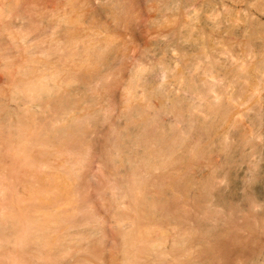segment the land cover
<instances>
[{"label": "bare ground", "instance_id": "1", "mask_svg": "<svg viewBox=\"0 0 264 264\" xmlns=\"http://www.w3.org/2000/svg\"><path fill=\"white\" fill-rule=\"evenodd\" d=\"M0 71V264H264V0H0Z\"/></svg>", "mask_w": 264, "mask_h": 264}, {"label": "rangeland", "instance_id": "2", "mask_svg": "<svg viewBox=\"0 0 264 264\" xmlns=\"http://www.w3.org/2000/svg\"><path fill=\"white\" fill-rule=\"evenodd\" d=\"M2 75H3V77H1ZM6 78L7 77H6L5 73L0 71V88L6 86V83H7V79ZM166 82L170 86L171 89H176L179 86L178 83L176 82L175 78H169V79H167ZM112 90L119 91L120 89H112ZM138 90H139V92H142V89H138ZM108 99L110 101L109 103L112 106V108H111V113H112L111 116H116L121 111L122 107L120 106V104H118L116 102V100H114L113 97H109ZM156 100H157L156 98L152 99V102L156 101ZM106 104H107V102H106ZM96 136H97L96 134H94V133L92 134L93 138H95ZM195 156H196L195 154L194 155L191 154V156H189V161H187L186 163L181 165L179 167L178 171L174 172V175H171V180H176L177 178L181 179L185 175V177H186V178H184V186L185 187L180 188V189H174L171 186H169V187L165 188V191L173 190L175 195L177 196V198H179V200H182L181 203H183L184 200L186 201L185 194L188 191H190V190L193 191L197 187L196 186V179H192L191 175L196 176L197 175V173H196L197 170L203 165L200 164L201 162H196L195 161ZM192 159H194V162H193ZM22 175H21V178H22ZM225 184L226 183H224L223 185L225 186ZM62 203L65 204V201L63 200ZM97 204L98 203L93 202V205H92L94 210H95V212L100 214L101 216H103L106 219L108 224H111V220L109 218H107V216L105 215L104 210L101 208V206L99 204L98 205ZM62 208H67V207L63 206ZM183 209H186L188 212H190L192 214L194 212L193 209H192V206L189 205V202L187 204L183 205ZM172 228L177 230V227L175 225H172ZM113 237H114V235L108 234L107 240H112ZM119 259H120V257L118 258V256L116 255V251L113 250V249L111 250V248H110V249L106 250L105 255L102 257V260H103L102 262H104L103 264H112V262L113 263H116V262L120 263ZM93 263L94 264H100V262L97 261V260H93Z\"/></svg>", "mask_w": 264, "mask_h": 264}]
</instances>
